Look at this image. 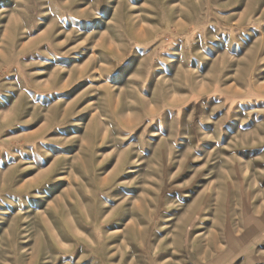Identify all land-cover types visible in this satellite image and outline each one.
I'll return each mask as SVG.
<instances>
[{
  "label": "rangeland",
  "instance_id": "1",
  "mask_svg": "<svg viewBox=\"0 0 264 264\" xmlns=\"http://www.w3.org/2000/svg\"><path fill=\"white\" fill-rule=\"evenodd\" d=\"M0 264H264V0H0Z\"/></svg>",
  "mask_w": 264,
  "mask_h": 264
}]
</instances>
